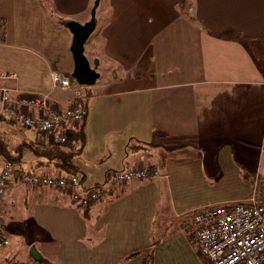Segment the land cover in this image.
<instances>
[{
    "label": "crops",
    "instance_id": "0c3cea01",
    "mask_svg": "<svg viewBox=\"0 0 264 264\" xmlns=\"http://www.w3.org/2000/svg\"><path fill=\"white\" fill-rule=\"evenodd\" d=\"M92 4L0 0V72L17 75L0 86L14 98L48 94L59 109L83 107L86 139L74 162L84 187L103 185L86 207L14 174L3 234L6 207L17 199L33 229L21 254L0 252V261L209 264L192 237V213L264 200V0H99L84 44L99 77L79 86L83 98L75 99L73 89L53 88L49 73L70 75L72 35L62 21L85 23ZM25 128L21 142L45 140ZM31 161L23 166L21 158V166L59 175ZM139 166L159 175L110 186L113 173Z\"/></svg>",
    "mask_w": 264,
    "mask_h": 264
},
{
    "label": "built area",
    "instance_id": "2783aa9c",
    "mask_svg": "<svg viewBox=\"0 0 264 264\" xmlns=\"http://www.w3.org/2000/svg\"><path fill=\"white\" fill-rule=\"evenodd\" d=\"M49 78L53 88L66 91L73 89L75 99H82L77 83L71 82L70 75L51 71ZM17 75L10 71L0 72V81L13 83ZM14 90L0 86V114L15 123L34 128L43 136L58 131L57 140H63V129L69 124L79 123L85 109L74 104L66 109L57 108L48 94L19 93L16 98ZM12 164L4 161L0 168V250L9 241L3 234L4 193L12 173ZM155 168L136 167L115 172L111 182L122 185L132 180H149L157 177ZM20 183L30 186H50L67 191L73 203L86 206L89 200L96 201L102 190L84 191L79 187L77 177H52L29 172L17 175ZM192 237L198 251L209 264H264V200L251 199L232 205L221 204L194 211L191 217Z\"/></svg>",
    "mask_w": 264,
    "mask_h": 264
},
{
    "label": "trees",
    "instance_id": "16d2710c",
    "mask_svg": "<svg viewBox=\"0 0 264 264\" xmlns=\"http://www.w3.org/2000/svg\"><path fill=\"white\" fill-rule=\"evenodd\" d=\"M62 22L64 24L65 21L63 20ZM85 114L79 123L69 124L63 129V140H57L56 136L57 134H59V132L55 131L48 134L45 137V140L43 141H32V140L22 141L15 148L9 149L7 143L0 138V157H2L5 161L10 162L12 166H14V170H12L13 174L18 175V173L20 172L33 173L32 169H26L25 167L21 166V158H22L23 150L28 149L31 151V153L35 158L42 159L46 163V165H49L54 169H56L59 172V175L56 177H63V178L77 177L79 181V187L82 188L84 191H92L95 189L102 190L103 185L84 187L81 184L82 183L81 170L74 162V158L81 153L85 144V139H86V135L84 131ZM5 118L6 116L0 114V119L6 120ZM8 121L10 123H15L11 119H9ZM112 185L115 184L111 182L110 186ZM90 202L91 200H89L88 204ZM87 206L88 205H86V207ZM5 264H12V263L11 261H6Z\"/></svg>",
    "mask_w": 264,
    "mask_h": 264
},
{
    "label": "rangeland",
    "instance_id": "374dc122",
    "mask_svg": "<svg viewBox=\"0 0 264 264\" xmlns=\"http://www.w3.org/2000/svg\"><path fill=\"white\" fill-rule=\"evenodd\" d=\"M94 1V0H93ZM10 29L13 28V26H8ZM9 29V30H10ZM11 55H19L21 54L20 51L14 50L12 48H9ZM27 55V54H26ZM16 66H20V64H17ZM38 66V65H37ZM39 70V69H38ZM25 82H27L29 85L32 86L33 82L32 80L28 79L26 76ZM71 82L74 83V79H71ZM78 84V83H77ZM79 85V84H78ZM34 86V85H33ZM82 88V85H79ZM35 91L36 89H32ZM37 92V90L35 91ZM22 131L24 133L27 132V129L20 125H14L10 123L7 119L3 120L0 119V138L3 139L8 145H10L12 148L17 146L19 143H21L22 137L18 136L21 133L18 132ZM37 135L34 134L33 139H35ZM31 138V137H28ZM32 158H35L31 151L28 149L23 150V156H22V165L27 166V159H29L28 166L32 164L33 161ZM2 163V159L0 158V164ZM28 201L30 200L29 196H27ZM30 208V207H29ZM24 207L23 205L18 202V199L16 200V203L12 206L6 207V213H5V224H6V230L4 232L5 236L7 237L9 243L8 245L1 249L0 252L2 254H9L10 249H16V252L21 254L22 251H24V247L26 242L28 241V236L30 232L33 229L32 224L30 223V218L23 212ZM19 213H21V218H19ZM30 219V220H29ZM32 222V220H31ZM17 231V233H16ZM6 261H0V264H5ZM53 263V261H51ZM13 264H36L33 261H11ZM50 263V264H52ZM54 264V263H53Z\"/></svg>",
    "mask_w": 264,
    "mask_h": 264
},
{
    "label": "water",
    "instance_id": "95a60500",
    "mask_svg": "<svg viewBox=\"0 0 264 264\" xmlns=\"http://www.w3.org/2000/svg\"><path fill=\"white\" fill-rule=\"evenodd\" d=\"M98 4L99 0L93 1L89 13V20L85 23L80 24L73 20L64 22V25L72 35L69 49L72 56L73 69L70 77L79 85H93L99 77L96 71L97 61H94L93 66H91L84 54V44L95 28V12ZM30 252L37 256L33 247L30 249Z\"/></svg>",
    "mask_w": 264,
    "mask_h": 264
}]
</instances>
